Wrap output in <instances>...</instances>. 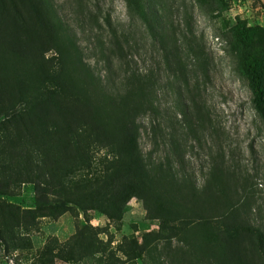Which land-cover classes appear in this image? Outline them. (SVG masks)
Masks as SVG:
<instances>
[{
    "label": "rangeland",
    "instance_id": "obj_1",
    "mask_svg": "<svg viewBox=\"0 0 264 264\" xmlns=\"http://www.w3.org/2000/svg\"><path fill=\"white\" fill-rule=\"evenodd\" d=\"M142 3L149 20L131 10L126 0H54L84 60L109 92L123 94L126 76L134 73L150 86L147 100L154 108L136 115L150 171L171 168L180 183L187 181L184 186L195 185L192 198L207 215L215 200L220 204L224 196L231 200L250 196L251 225L264 231V119L254 107L248 79L238 72L230 45V27L238 18L264 26V0ZM153 20L165 29V58L152 31ZM4 156L0 161L6 163ZM215 163L220 167L219 184L211 182ZM2 179L8 187L0 188V264L195 260L183 236L161 237L162 216L147 209L141 199L127 202L120 221L72 204L56 214L39 207L46 197L40 198L39 184ZM225 223L224 217L202 220V241L221 234ZM133 239L145 243L141 255L128 250L136 248ZM201 264L210 263L203 259Z\"/></svg>",
    "mask_w": 264,
    "mask_h": 264
},
{
    "label": "trees",
    "instance_id": "obj_2",
    "mask_svg": "<svg viewBox=\"0 0 264 264\" xmlns=\"http://www.w3.org/2000/svg\"><path fill=\"white\" fill-rule=\"evenodd\" d=\"M126 2L149 20L142 0ZM156 21L152 31L165 58V29ZM230 33L237 70L248 79L264 119V26L238 18ZM125 85L118 97L108 91L54 0H0V155L6 160L0 161V188L8 187L4 177L35 182L40 198L46 196L41 209L59 214L72 204L113 221L136 197L162 216L161 237L187 239L192 264H264V231L251 225L250 196H224L207 215L192 198L195 185L184 186L187 181L180 183L171 168L150 171L136 116L154 108L147 100L150 86L135 73ZM99 149L107 152L97 155ZM219 170L215 163L211 182L222 183ZM211 216L225 218L224 230L202 241L201 221ZM133 242L136 248L128 250L141 255L145 243Z\"/></svg>",
    "mask_w": 264,
    "mask_h": 264
}]
</instances>
